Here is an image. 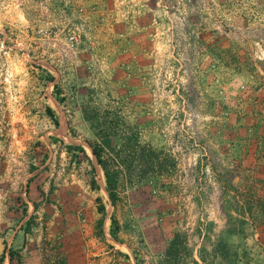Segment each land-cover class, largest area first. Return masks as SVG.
<instances>
[{
    "label": "rangeland",
    "instance_id": "1",
    "mask_svg": "<svg viewBox=\"0 0 264 264\" xmlns=\"http://www.w3.org/2000/svg\"><path fill=\"white\" fill-rule=\"evenodd\" d=\"M0 264H264V0H0Z\"/></svg>",
    "mask_w": 264,
    "mask_h": 264
},
{
    "label": "trees",
    "instance_id": "2",
    "mask_svg": "<svg viewBox=\"0 0 264 264\" xmlns=\"http://www.w3.org/2000/svg\"><path fill=\"white\" fill-rule=\"evenodd\" d=\"M49 79H53L52 76H48ZM48 115L55 117V112L51 108H46ZM91 121V127L95 130L97 141L90 142L89 147L91 153L95 158L96 163L100 166L104 176L105 191L111 204L114 205L118 197V188L121 183V177L126 166V161L122 159L121 154L126 149H133V152H137L135 149V143L137 138H132L131 135L120 133L116 128L119 119L112 117L108 114L100 118L98 114L88 117ZM54 123L57 125L58 121L54 118ZM115 124V125H114ZM135 141V143H134ZM67 148L85 153V150L80 145H68ZM147 157L149 159L151 167L154 169L158 164L159 151H156L152 147H148ZM144 153V151H143ZM121 159V162H118ZM159 172V170L157 171ZM90 185L93 189L98 188V184L94 178L90 179ZM98 201V211L103 213L105 211L104 206L101 204L99 197L96 198ZM103 219H99V225H101ZM118 224L115 218H111L109 232L110 235L117 240ZM12 255H10V258Z\"/></svg>",
    "mask_w": 264,
    "mask_h": 264
}]
</instances>
